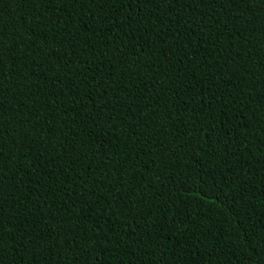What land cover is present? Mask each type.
Returning <instances> with one entry per match:
<instances>
[{
    "label": "trees",
    "instance_id": "trees-1",
    "mask_svg": "<svg viewBox=\"0 0 264 264\" xmlns=\"http://www.w3.org/2000/svg\"><path fill=\"white\" fill-rule=\"evenodd\" d=\"M0 264H264V0H0Z\"/></svg>",
    "mask_w": 264,
    "mask_h": 264
}]
</instances>
